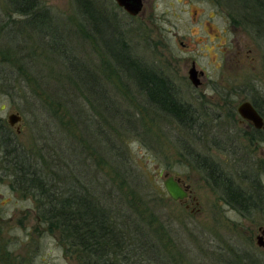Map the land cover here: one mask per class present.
<instances>
[{
	"label": "rangeland",
	"instance_id": "obj_1",
	"mask_svg": "<svg viewBox=\"0 0 264 264\" xmlns=\"http://www.w3.org/2000/svg\"><path fill=\"white\" fill-rule=\"evenodd\" d=\"M38 1L69 42L71 56L80 62L82 76L99 97L93 100L87 91L70 86L64 65L55 64L35 44L36 36L25 32V46H19L23 54L28 48L37 57L32 69L24 68L20 75L13 71L10 77L9 68L3 66L0 127L10 130L27 151L35 150V142L42 145L40 135L52 127L45 124L47 111L41 114L33 104L48 108L53 90L62 101H70L71 114L76 106L91 112L104 130H119L108 116L116 112L130 133L121 138L126 180L115 171L111 181L118 191L134 195L136 207L143 211L144 201L149 202L154 235L150 243L160 254L159 264H221L230 257L224 250L228 246L241 255L259 253L252 226L264 222L260 208L264 206V139L253 145L248 143L250 135H237L236 107L253 102L264 115V14L254 15L250 0H144L142 16L135 18L111 0ZM3 5L0 0V16L5 18ZM117 42L148 73L171 84L178 100L191 109L193 123L181 126L148 105L135 83L120 76L107 53L108 45L115 47ZM4 48L8 52L0 58L12 52ZM240 52L241 59L235 57ZM192 61L205 73L200 87L188 80ZM52 109L64 122L62 132L77 135L68 124V110L55 105ZM13 113H19L21 122L11 127L8 118ZM2 154L0 148V264H84L78 249L40 224L37 200L12 190ZM110 154L113 163L104 156L91 160L99 179L109 173L108 164L115 165V153ZM70 162L89 175V163ZM165 173L190 186L199 203L198 214L170 200L163 187ZM235 194L253 202L241 206Z\"/></svg>",
	"mask_w": 264,
	"mask_h": 264
},
{
	"label": "trees",
	"instance_id": "obj_2",
	"mask_svg": "<svg viewBox=\"0 0 264 264\" xmlns=\"http://www.w3.org/2000/svg\"><path fill=\"white\" fill-rule=\"evenodd\" d=\"M250 1L254 15L257 12L264 14V0ZM3 3L5 18L0 16V54L8 52L4 45L10 47L12 52L0 58V75L6 73L3 66L9 68L10 77L15 75L13 71L20 75L24 68L32 69L31 65L37 55L34 56V52L28 48L23 54V48L19 46H25L27 32V35L36 36L35 44L47 57L51 55L53 62L59 67L64 65L67 72L65 78L70 86L87 91L93 96V100L99 97L82 76V70L78 67L80 62L77 63V59L71 56L73 50L69 42L65 36L60 35L57 26L53 24L52 16L38 0H3ZM84 12L86 13V10ZM118 42L115 47L110 43L107 53L122 72L120 76L128 77L135 83L138 91L146 96L148 105L159 108L181 126H187L186 122L191 123V109L188 111L187 106L178 100L171 84L148 73V70L131 59L125 45L120 46ZM2 84L1 81V86ZM75 88L73 91H77ZM50 94L53 99L51 98L48 108L46 104H33V110L39 109L41 114L47 111L49 123L45 124L47 128L48 125L52 127L51 133L47 130L45 135H40L39 142L42 145L37 146L38 143L35 142V150L27 151L17 143L10 130L0 127V148L7 166V174L11 177L10 187L13 191L29 194L37 200V218L40 224L54 229L62 241L78 249L84 264H159L157 258L160 254L156 252V246L150 243L154 235L150 220L153 214L149 213V202L144 201L147 208L144 211L139 206L136 207L134 195H127L123 190L118 191L111 181L112 175L110 177V174L116 171L120 179L126 180V150L121 138L130 133L128 125H124L116 112L115 115L109 113V119L114 122V126H119V130H104L102 122H96L91 112L76 106L71 114L67 107L70 101L58 98L57 91L53 90ZM102 102V107L108 111L110 108L108 105L105 108L104 105L107 101ZM252 104L255 110L260 112L253 102ZM54 105L68 110V124L72 123L78 132L77 135H65L62 132L64 122L57 116L56 111H53ZM250 137L252 144L255 140L252 135ZM110 153H115V165L108 164L109 177L105 173L104 177L99 179L92 170L91 160L108 157L113 163L114 157ZM73 160L77 165L89 163V175L82 174L74 163L70 162ZM255 187L260 190L257 182ZM235 192H239L238 188H235ZM235 196L241 206L253 202L247 196ZM158 250L159 253L163 251Z\"/></svg>",
	"mask_w": 264,
	"mask_h": 264
},
{
	"label": "flooded vegetation",
	"instance_id": "obj_3",
	"mask_svg": "<svg viewBox=\"0 0 264 264\" xmlns=\"http://www.w3.org/2000/svg\"><path fill=\"white\" fill-rule=\"evenodd\" d=\"M143 7H144V0H143ZM143 7H142V10H143ZM123 12H125V11H123ZM142 13H143V11L137 16H142L141 15ZM137 16H135V17H137ZM129 17H131V16H129ZM135 17H132V18H135ZM249 54H250V51H246L244 56L247 55V57H248ZM237 56H238L239 59H241L243 57V53L240 52V53L236 54L235 57H237ZM219 66H221V65H219ZM191 67H194L196 72H198L197 73V79L199 80V83L202 85L201 79L205 75V73L203 71H198L196 69V63L193 62V61H192ZM191 67H190V69H191ZM251 104H252V102H251ZM259 114L261 115V117L263 118V121H264V116L260 112H259ZM237 124L239 125L238 126L239 132L237 133V135H240V133L243 136H245V137H247V135L248 136L252 135L253 139L255 140L254 143H252L253 145H258V143L262 142V139H264V129L263 128L257 130L256 128H254L252 123H250L249 121L246 122V121L242 120L241 118L238 119ZM248 139L250 140L251 137H249ZM248 143L251 144L250 141ZM209 167H210V164H209ZM166 174H168V173H165L164 175H166ZM180 185L183 188V190H185L187 192V195H186V198H184L182 201H176V202L184 205L185 210L188 209L192 213L198 214L200 212L199 211L200 207H199L198 201L195 198L193 190H191L189 185L184 184L183 182ZM260 208L262 210H264V206H261ZM252 228L254 230L253 231V235L255 234L256 251L259 252V253H256V254H253V255H246V253H242V255H241L240 254L241 251H239L237 248H236L237 249L236 251H233V250H231L232 248H230L228 246L227 248H224V250L227 253V255H229L230 257L221 260V264H264V222H262L261 224L256 225L255 227L252 226ZM247 236L250 237L249 238V240H250L251 239V235H250V233L248 231H247Z\"/></svg>",
	"mask_w": 264,
	"mask_h": 264
},
{
	"label": "water",
	"instance_id": "obj_4",
	"mask_svg": "<svg viewBox=\"0 0 264 264\" xmlns=\"http://www.w3.org/2000/svg\"><path fill=\"white\" fill-rule=\"evenodd\" d=\"M116 3V5L125 11L129 16L135 17L142 12L143 7V0H111ZM188 80L194 87H199L200 83L197 79V73L194 67L188 71ZM236 112L238 113L239 117L244 121H249L252 123L254 128L262 129L264 128V121L259 112L255 110L251 102L245 101L241 103L237 108ZM21 122V116L19 113H13L8 118V123L12 127L14 125H20L18 123ZM181 180L178 178H174L173 176L166 174L164 175V191L167 192L168 197L171 201H182L186 198L187 192L183 190L181 187Z\"/></svg>",
	"mask_w": 264,
	"mask_h": 264
}]
</instances>
